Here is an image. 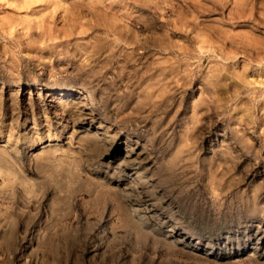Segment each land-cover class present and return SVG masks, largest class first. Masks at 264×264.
<instances>
[{
    "label": "rangeland",
    "instance_id": "rangeland-1",
    "mask_svg": "<svg viewBox=\"0 0 264 264\" xmlns=\"http://www.w3.org/2000/svg\"><path fill=\"white\" fill-rule=\"evenodd\" d=\"M0 264H264V0H0Z\"/></svg>",
    "mask_w": 264,
    "mask_h": 264
}]
</instances>
